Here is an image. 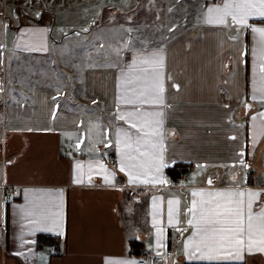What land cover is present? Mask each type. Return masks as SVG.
Segmentation results:
<instances>
[{"label": "crops", "instance_id": "0c3cea01", "mask_svg": "<svg viewBox=\"0 0 264 264\" xmlns=\"http://www.w3.org/2000/svg\"><path fill=\"white\" fill-rule=\"evenodd\" d=\"M140 1L0 0V62L48 58L67 40L87 41L113 15L132 18ZM222 3L207 1L200 22L160 45L131 48L119 65L85 70L84 98L101 105L107 119L100 132L93 113L64 108L50 85L12 88L1 79L0 264H137L131 240L144 244L141 253L156 254L157 264H264V251L246 246L240 256L222 249L213 259L185 248L201 193L253 190V212L264 209V49L250 25L264 17L209 23L208 7ZM154 80L163 84V103H141L157 95ZM128 113L153 127L159 120L161 135L139 150L125 147V134L135 140L148 133L132 127L130 119L141 121ZM176 163L191 167L181 186L165 175ZM39 234L59 237L57 255L38 250Z\"/></svg>", "mask_w": 264, "mask_h": 264}, {"label": "rangeland", "instance_id": "374dc122", "mask_svg": "<svg viewBox=\"0 0 264 264\" xmlns=\"http://www.w3.org/2000/svg\"><path fill=\"white\" fill-rule=\"evenodd\" d=\"M207 1L212 0H141L132 18L122 13L113 15V22L110 25L104 22L93 29L87 41H84L85 36L79 41L67 40L54 47L50 56L44 59L20 57L7 59L6 65L0 62V82L6 80L12 88V84L34 87L44 82L53 88L54 98L61 101L64 108H76L84 116L87 112L93 113L90 119L96 128L93 131L100 132L107 119L101 105L88 103L84 98L85 70L105 62L119 65L131 48H147L166 42L184 27L200 22ZM13 10L7 7V14L15 12ZM18 14H21L19 10ZM28 20L32 19L22 17L23 22Z\"/></svg>", "mask_w": 264, "mask_h": 264}, {"label": "snow or ice", "instance_id": "6c2138e0", "mask_svg": "<svg viewBox=\"0 0 264 264\" xmlns=\"http://www.w3.org/2000/svg\"><path fill=\"white\" fill-rule=\"evenodd\" d=\"M208 22L214 24H227L228 18H231L232 23L247 25L248 17L260 16L264 17V0H223L222 4H216L208 7L207 11ZM254 33H259V44L264 49V27H256L251 25ZM255 55V49L253 51ZM135 58L133 64H135ZM144 63H150L145 59ZM153 63H159L160 61H152ZM264 68V65H262ZM158 75V74H157ZM125 83H129L127 76H122ZM140 79V77H136ZM179 87V85H176ZM151 91L157 93L151 100L141 103H163L162 95L164 88L163 84L159 80H154L150 86ZM264 91V89H262ZM144 95V93H141ZM119 99V98H118ZM126 103H133L134 100L126 99ZM127 116H136L137 120L141 123H135L131 119L129 123H132V127L139 129L140 132H145L148 129V133L143 136H137L135 140L130 135L125 134L124 144L125 147L132 148L133 145L139 150L141 145H150L153 143L152 135L160 136L159 131L160 121L157 120L155 127L151 122L144 120L143 117L136 113H128ZM161 115V114H157ZM119 144L120 141L118 140ZM143 155H150L145 150ZM131 159L132 157H128ZM243 162V161H242ZM135 165L129 166L130 180H134L137 177L131 170ZM124 163H121V169L124 170ZM74 182H79L75 180ZM197 195V193H193ZM247 196V200H245ZM259 193L248 190H227L208 192L206 195L201 193V200L197 202L193 200L192 219L188 221L189 224L194 225L192 237L185 244L186 250L188 247L194 246L197 251L208 259L216 258L221 254L222 249H235L237 256H240L245 246L247 251L252 253L256 250L264 251V209L259 214L253 212V204L258 198ZM172 201H169V223L172 222ZM59 227V225H57ZM135 264V262H130Z\"/></svg>", "mask_w": 264, "mask_h": 264}, {"label": "trees", "instance_id": "16d2710c", "mask_svg": "<svg viewBox=\"0 0 264 264\" xmlns=\"http://www.w3.org/2000/svg\"><path fill=\"white\" fill-rule=\"evenodd\" d=\"M259 24L264 25V19L260 20H252L250 21V25ZM248 29L247 27V37H248ZM190 166L187 164H172L168 165L165 168V175L169 178L172 182H176L181 175L187 174L190 171ZM54 244L56 247L59 246V237L55 235L49 234H39L37 236V248L39 251L43 250L46 246ZM144 244L137 241L131 240L129 243V253L134 255H140L143 251Z\"/></svg>", "mask_w": 264, "mask_h": 264}, {"label": "built area", "instance_id": "2783aa9c", "mask_svg": "<svg viewBox=\"0 0 264 264\" xmlns=\"http://www.w3.org/2000/svg\"><path fill=\"white\" fill-rule=\"evenodd\" d=\"M94 21L93 18L90 19V23ZM186 182L185 177L179 179V184L184 185ZM44 253L49 255H57L59 253L55 245L50 244L44 249ZM158 262V256L156 254H144L141 253L138 259L137 264H156Z\"/></svg>", "mask_w": 264, "mask_h": 264}]
</instances>
